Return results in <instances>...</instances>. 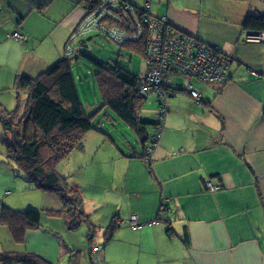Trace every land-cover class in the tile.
<instances>
[{
	"label": "crops",
	"instance_id": "0c3cea01",
	"mask_svg": "<svg viewBox=\"0 0 264 264\" xmlns=\"http://www.w3.org/2000/svg\"><path fill=\"white\" fill-rule=\"evenodd\" d=\"M8 1L0 0V13L4 11L7 22L18 17L12 31L2 28L0 19V45L8 41L25 48L20 54L13 53L12 60L6 62L9 71L0 77L11 83L17 75L35 77L45 71L64 56L61 48L67 41L56 37L53 46L41 53L32 45L26 49L22 42L25 31L21 34L19 29L24 17L32 10L42 14L54 0H24L23 6ZM125 1L137 8L146 4L149 14L165 16L175 29L216 46L230 58V65L221 83H193L200 92L199 100L192 99L184 89L180 90L181 97L169 101V114L165 123L163 119L149 163L133 148L134 155L128 156L126 164L142 172L145 180L131 188L135 203L127 219L121 213L112 217L117 225L113 241L137 245L147 256L146 264H151V258L154 264H264V41H247L255 31L244 28L248 15L264 16V2ZM77 4L84 9L81 0ZM15 31L19 38L13 37ZM105 115L112 118L107 112ZM185 125L194 133L178 139L176 126ZM137 157L142 161L133 159ZM207 182L218 189L208 190ZM43 192L40 209L49 211L52 217L63 216L71 230L60 200L53 193ZM159 214L162 220L156 221ZM132 215L138 216L141 228L130 227ZM184 228L188 244L180 238ZM37 230L29 232L28 237L37 235ZM48 232L57 242L58 251H68L58 231Z\"/></svg>",
	"mask_w": 264,
	"mask_h": 264
},
{
	"label": "rangeland",
	"instance_id": "374dc122",
	"mask_svg": "<svg viewBox=\"0 0 264 264\" xmlns=\"http://www.w3.org/2000/svg\"><path fill=\"white\" fill-rule=\"evenodd\" d=\"M9 1L8 3L14 6H23L24 4V0ZM77 2L78 0L73 3L70 0H54L45 7L40 15L35 10L27 12L19 27L21 34H24L23 31H25V38L22 42L27 45L26 49L32 45L34 48L38 47L41 53L53 46L56 37L64 38V43L68 41L70 34L85 13ZM8 5H6L7 8ZM144 7H147L146 4ZM17 17L18 15L14 20L7 22L2 10L0 13L2 28L12 31L16 26ZM74 19L75 24H73ZM108 26L113 28V20H110ZM103 36L105 37L103 38ZM82 38L86 46L80 48L77 38L69 40L71 54L74 51L77 52L78 48L81 50L75 62L73 61L72 72L84 109L87 114H91L102 101L95 77L96 65L92 59L124 66L133 75L138 76L144 71V60L141 53L117 44L116 41L109 39L105 32H87L82 35ZM13 43L6 41L0 45V65H2L0 66V77H4V72L9 71L6 62L9 59L12 60L13 53L20 54L25 49L15 47ZM67 45L66 42L65 48H61L64 54ZM170 79L182 90H186L190 81V78L177 74H172ZM194 82L196 81L191 83ZM181 94L182 91H178L175 96L167 97L164 123L169 114V101L181 97ZM16 97L13 82L10 83V80L4 82L0 79V110H14L17 106ZM156 98L155 93H149L147 99L141 104L140 115L143 120L152 121L158 116L160 109ZM106 112L111 114V119L105 115ZM96 115L97 118H94V122L100 123L103 132L92 130L86 133L82 138L83 147L71 151L55 167L56 171L65 177L69 184L77 185L82 199L81 207L83 211H86L84 213L89 216L87 221L71 230H68L64 224L63 216L52 217L49 211L40 209L41 197L44 192L33 189L24 178L22 171L17 169L15 163L8 158L5 143L8 136H5L6 133L0 122V207L1 203L21 211L32 207L40 211L41 214V226L38 228L39 230L35 231L37 235L28 237V233L33 231L29 230L22 242L13 241L8 228L0 224V253L35 252L49 264H146L144 259L147 256L139 252L137 245L126 240L115 242L113 237L105 243L104 238V232L113 216L117 213H121L125 218L129 216L127 213L134 206L132 203H135L133 195L130 193L131 188L142 185L145 180V175L142 172L129 169L126 164L129 161L128 156L133 155V148L136 149L138 155H141L142 147L133 130L113 115L110 109H102L101 106ZM176 127H179L175 132L178 139L194 133L188 125ZM150 133L151 135L155 134V130L152 126L147 125V136L149 134L151 137ZM133 159L142 161L138 157ZM125 226L129 227V225ZM141 227L142 223L136 229ZM48 229H54L60 233L67 244L68 251H58L57 242L51 237ZM89 237L92 239L89 240ZM90 250L91 254L89 255ZM150 261L151 264H154L153 258ZM0 264L4 263L0 261Z\"/></svg>",
	"mask_w": 264,
	"mask_h": 264
},
{
	"label": "trees",
	"instance_id": "16d2710c",
	"mask_svg": "<svg viewBox=\"0 0 264 264\" xmlns=\"http://www.w3.org/2000/svg\"><path fill=\"white\" fill-rule=\"evenodd\" d=\"M99 1L81 0L85 9L84 16L95 9ZM75 28L67 43L72 39ZM244 28L248 31H264V16L248 15L244 21ZM77 39L79 48L86 46L82 36ZM121 46L134 49L143 56L142 41L124 43ZM79 48L71 55L64 54L35 77L17 75L13 82L17 106L11 111L0 110V122L6 133L5 136L9 137L5 141L8 158L15 163L17 169L22 171L24 178L33 189H40L57 196L70 229L87 221L89 216L81 207L82 199L77 187L69 184L55 167L71 151L83 147L82 138L87 132L92 130L103 132L100 123L94 122L100 107L110 109L113 115L133 130L143 150L141 158L146 156L144 151L150 137L146 134V126L150 125L155 129L163 123L161 116H157L152 121L142 119L140 107L147 96L139 95L136 91L138 75H133L124 66L94 60L89 56L96 65L95 77L102 101L91 114H87L72 72L73 61L75 62L78 53H81ZM180 90L182 89L173 83L167 89L170 95ZM156 99L160 109V100ZM152 142L155 143V140H152L151 136L149 143ZM163 207L162 203L161 208ZM159 216L160 214L156 221L162 220ZM0 224L8 228L13 241L22 242L27 231L36 230L41 226V214L32 207L21 211L2 203ZM116 227L113 219L104 232L105 243L112 239ZM170 232L171 230L167 228V234L171 235ZM180 238L188 244L189 236L186 228L180 234ZM91 239L92 237H89V240ZM0 261L4 264H49L35 254L15 251L0 253Z\"/></svg>",
	"mask_w": 264,
	"mask_h": 264
},
{
	"label": "built area",
	"instance_id": "2783aa9c",
	"mask_svg": "<svg viewBox=\"0 0 264 264\" xmlns=\"http://www.w3.org/2000/svg\"><path fill=\"white\" fill-rule=\"evenodd\" d=\"M110 20H113V28L108 26ZM91 31L105 32L109 39L119 45L143 42L144 71L138 76L136 91L143 96L149 93L157 95L161 103L158 116H161L162 122L166 112L165 102L170 96L167 89L172 85L170 79L172 74L190 78L186 91L194 100L200 99V92L190 83L192 80L205 84L221 83L226 80L230 65V58L227 55L216 46L175 29L165 16L149 14L146 7L137 8L125 0H100L97 7L78 22L72 40ZM12 35L15 38L21 36L16 31ZM246 40L261 42L264 40V31L259 35L250 34ZM71 51L68 42L65 55H71ZM161 127L162 125L154 129L152 140L158 138ZM153 145V142L149 143L144 151L146 156L143 159L146 162ZM206 188L216 191L218 186L207 182ZM129 224L133 229L139 227L138 216L132 215Z\"/></svg>",
	"mask_w": 264,
	"mask_h": 264
},
{
	"label": "water",
	"instance_id": "95a60500",
	"mask_svg": "<svg viewBox=\"0 0 264 264\" xmlns=\"http://www.w3.org/2000/svg\"><path fill=\"white\" fill-rule=\"evenodd\" d=\"M261 32V31H260ZM260 32H251L250 34H252V35H259L260 34ZM264 40H262L261 42H263Z\"/></svg>",
	"mask_w": 264,
	"mask_h": 264
}]
</instances>
